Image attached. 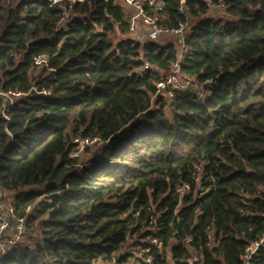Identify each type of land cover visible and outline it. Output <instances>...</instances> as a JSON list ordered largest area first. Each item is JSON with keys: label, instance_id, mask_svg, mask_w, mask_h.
<instances>
[{"label": "trees", "instance_id": "obj_1", "mask_svg": "<svg viewBox=\"0 0 264 264\" xmlns=\"http://www.w3.org/2000/svg\"><path fill=\"white\" fill-rule=\"evenodd\" d=\"M179 1L168 104L177 47L128 38L117 0H0V92L23 94L0 96V192L29 233L0 264H264V0Z\"/></svg>", "mask_w": 264, "mask_h": 264}, {"label": "built area", "instance_id": "obj_2", "mask_svg": "<svg viewBox=\"0 0 264 264\" xmlns=\"http://www.w3.org/2000/svg\"><path fill=\"white\" fill-rule=\"evenodd\" d=\"M52 4L58 3L64 0H49ZM75 1V0H67ZM82 1V0H77ZM119 5L123 8H128V27L129 34H136L140 29L145 31V35L148 41H158L164 39H171L172 43L177 47V58L171 69L167 73L159 74V80L156 85L157 93L163 94L165 100L170 102L173 93L175 91L183 89L187 84L181 79L180 62L182 60L184 44H185V33H186V23L178 22L176 27H167L160 24L162 11V0H117ZM201 2L207 3L210 8H223L224 4L220 1L217 5H211L210 0H199ZM126 11V10H125ZM177 11L183 15L187 12V7L185 0H180ZM60 25L64 27L61 22ZM35 64L37 65H47L44 57H39L35 59ZM150 66L148 63L144 62L140 70L143 71L148 69ZM0 96L4 98L2 103L1 113L4 115L7 107L11 106L15 100L21 96L22 93H1ZM75 142H79L81 146L89 145L97 142V139L82 140L75 139ZM185 192L188 191V186L182 187ZM181 188V189H182ZM5 198V202H1V198ZM7 198V199H6ZM26 232V219L24 217L17 218L14 214V199L10 200L8 194L3 195L0 192V258L4 256L8 251L15 247L21 240ZM191 242L190 238H185L183 243L189 244ZM254 246L252 245L247 249V255L245 258V264L249 256L254 252ZM187 264H203L199 261L198 253L195 251H190V257L186 260ZM147 264H152L150 260H147Z\"/></svg>", "mask_w": 264, "mask_h": 264}, {"label": "rangeland", "instance_id": "obj_3", "mask_svg": "<svg viewBox=\"0 0 264 264\" xmlns=\"http://www.w3.org/2000/svg\"><path fill=\"white\" fill-rule=\"evenodd\" d=\"M67 14H65V16H64V18H63V20H62V23H64L65 21H67ZM207 16H209V17H213V18H222V19H232L231 17H229L226 13H225V9H223V8H217V7H214V8H209V10H208V13H207ZM188 22H187V26H190L194 21H195V19H193V18H191V17H189L188 16ZM127 37L128 38H132V39H135V40H139L141 43H144V42H146V40L144 39V38H136L135 36H130L129 34L127 35ZM111 38H113V40L115 41L116 40V36H113V37H111ZM165 42H171L172 43V40L171 39H164L163 40V43H165ZM185 82V81H184ZM187 84V83H186ZM167 102V101H166ZM168 104H169V102H167ZM77 144H78V154L79 153H83L84 152V146H81V144L79 143V142H76ZM95 144V145H94ZM100 144L101 143H99L98 141L97 142H94V143H92V144H89V146H91V148L92 149H94V148H96V147H98V146H100ZM86 146V145H85ZM180 192H181V194H183V193H186L185 192V190L182 188V189H180ZM15 193L14 192H11V193H9L8 194V198L10 199V200H12V199H15ZM7 199V198H6ZM1 202H5V198L4 197H2L1 198ZM26 234L24 235V237L22 238V241H25V239L28 237V232H27V230H26V232H25ZM167 258L169 259L170 258V254H169V252H167Z\"/></svg>", "mask_w": 264, "mask_h": 264}, {"label": "crops", "instance_id": "obj_4", "mask_svg": "<svg viewBox=\"0 0 264 264\" xmlns=\"http://www.w3.org/2000/svg\"><path fill=\"white\" fill-rule=\"evenodd\" d=\"M126 10V12H129L128 8H124ZM128 19V18H127ZM130 36H135L136 38H144L146 40V42L148 41L145 35V31L144 30H139L136 34H129ZM140 40V39H139ZM138 40V41H139Z\"/></svg>", "mask_w": 264, "mask_h": 264}]
</instances>
